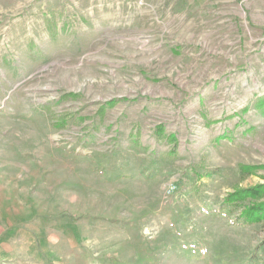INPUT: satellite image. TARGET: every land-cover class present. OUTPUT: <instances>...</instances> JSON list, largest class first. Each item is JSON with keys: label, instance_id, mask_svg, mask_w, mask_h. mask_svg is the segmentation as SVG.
Here are the masks:
<instances>
[{"label": "rangeland", "instance_id": "374dc122", "mask_svg": "<svg viewBox=\"0 0 264 264\" xmlns=\"http://www.w3.org/2000/svg\"><path fill=\"white\" fill-rule=\"evenodd\" d=\"M263 93L264 0H0V264H264Z\"/></svg>", "mask_w": 264, "mask_h": 264}, {"label": "trees", "instance_id": "16d2710c", "mask_svg": "<svg viewBox=\"0 0 264 264\" xmlns=\"http://www.w3.org/2000/svg\"><path fill=\"white\" fill-rule=\"evenodd\" d=\"M254 106L258 109L264 107V93L256 98ZM156 136L158 141L166 138L160 127L156 130ZM226 138L228 136L225 133L217 136V140ZM168 139L173 145V151H175V138L169 137ZM220 211L237 224L250 225L256 223L264 229V183L234 189L227 193L222 199Z\"/></svg>", "mask_w": 264, "mask_h": 264}, {"label": "built area", "instance_id": "2783aa9c", "mask_svg": "<svg viewBox=\"0 0 264 264\" xmlns=\"http://www.w3.org/2000/svg\"><path fill=\"white\" fill-rule=\"evenodd\" d=\"M172 191H173V187L171 188V190H170V191H168V193H171V194H172V193H173Z\"/></svg>", "mask_w": 264, "mask_h": 264}]
</instances>
